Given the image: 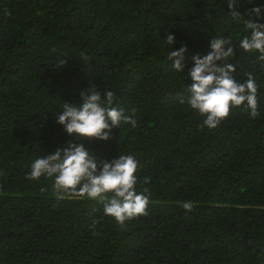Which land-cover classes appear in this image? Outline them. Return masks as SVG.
Here are the masks:
<instances>
[{
    "label": "trees",
    "instance_id": "obj_1",
    "mask_svg": "<svg viewBox=\"0 0 264 264\" xmlns=\"http://www.w3.org/2000/svg\"><path fill=\"white\" fill-rule=\"evenodd\" d=\"M247 34L227 0H0V264H264V62L239 49ZM217 36L236 47L237 81L253 74L260 115L233 108L209 130L175 97ZM182 46L179 73L167 53ZM90 87L113 91L126 115L136 109V126L121 123L107 141L69 136L55 114ZM69 142L105 160L132 154L138 181L150 177L137 186L149 215L121 227L96 201L25 179Z\"/></svg>",
    "mask_w": 264,
    "mask_h": 264
},
{
    "label": "clouds",
    "instance_id": "obj_2",
    "mask_svg": "<svg viewBox=\"0 0 264 264\" xmlns=\"http://www.w3.org/2000/svg\"><path fill=\"white\" fill-rule=\"evenodd\" d=\"M252 3V0H248ZM238 0H227V7L234 19L243 22L244 35L239 41V49L245 53H258L253 63L264 62V23L258 22L264 12V5H257L245 10L242 15L237 10ZM245 16L248 17L245 19ZM168 45L175 43L173 34L165 38ZM210 51L203 57H192L194 66L187 76L192 83L186 85L176 94V101L187 105L195 115L204 117L201 128L216 129L226 120L233 108H241L250 119L260 115L258 102V85L252 73H246L243 82L237 81L233 75L236 67L228 63L235 55L236 47L231 38L214 37L209 42ZM186 46L177 51H168L167 59L176 72L184 68L182 63ZM83 60L88 57L81 53ZM221 62L218 64L217 62ZM61 65L67 61L60 60ZM264 68V63L260 65ZM64 68V67H63ZM62 68V69H63ZM82 103L74 105L64 102L62 110L57 112L56 123L71 136L76 134L77 140L107 141L114 128L121 123L137 124L136 109L132 115H126L125 109L116 101L115 93L106 90L103 94L90 87L80 93ZM138 161L132 154H117L111 160L101 159L90 154L83 143L69 142L64 148H58L47 156H39L30 164L27 180H39L45 177L53 180V191L58 199L66 197L87 198L96 201L103 208V214L123 227L139 217L149 215V195L147 188L137 190L139 184H147L150 177L138 181L136 175ZM186 212L194 210V203H182ZM99 221H93L91 227ZM95 234V233H94Z\"/></svg>",
    "mask_w": 264,
    "mask_h": 264
}]
</instances>
